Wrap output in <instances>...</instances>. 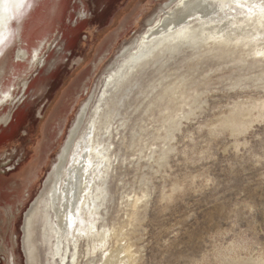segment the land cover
I'll list each match as a JSON object with an SVG mask.
<instances>
[{"label":"rangeland","instance_id":"rangeland-1","mask_svg":"<svg viewBox=\"0 0 264 264\" xmlns=\"http://www.w3.org/2000/svg\"><path fill=\"white\" fill-rule=\"evenodd\" d=\"M172 1L51 0L61 7L48 48L0 110V264H103L120 243L126 264H264V59L247 57L242 41L218 62L187 50L119 86L154 46L144 48L150 28L184 6ZM183 82H198L200 96L165 140L155 102ZM86 106L76 138L99 118L108 194L76 257L70 230L60 258L52 180ZM240 109L252 116L233 132L225 121Z\"/></svg>","mask_w":264,"mask_h":264},{"label":"bare ground","instance_id":"bare-ground-1","mask_svg":"<svg viewBox=\"0 0 264 264\" xmlns=\"http://www.w3.org/2000/svg\"><path fill=\"white\" fill-rule=\"evenodd\" d=\"M26 2L24 11L18 14L15 23L11 25L8 37L5 36L6 27L0 30V110L11 100L14 102V95L19 88L18 79L32 73L39 64V58L48 48L52 32L55 30L53 23L58 16V7H61L59 5L61 2H56L57 5L52 7L51 0H26ZM175 2L177 0L169 4ZM181 3L183 7L166 14V19L157 22L155 28H150L144 48H148L149 44L154 46L141 55L138 66L126 73L124 82L119 86L125 84L136 73L143 72L148 66L160 64V68L164 67L169 55H183L182 53L187 50L196 52L195 56L198 57L205 56L207 52L212 53L218 62L222 54L230 56L234 53L232 50L226 53L227 48H234L242 41V50L247 57L264 59V0H181ZM244 3L248 4L244 5ZM256 12L258 16H254ZM3 40L5 41L1 45ZM127 64L129 65V62ZM117 76V72L110 76L107 88L114 81H118ZM199 96L198 82H192L189 86L183 82L178 87L172 85L164 87L155 102V109L160 115L163 127L166 128L165 140L170 138L169 129L174 124L175 118L184 114L185 107H190V102H195ZM175 100L180 101L176 107L173 106ZM260 105L262 109L260 118H264V101H261ZM86 109L87 106L83 109L70 140L62 151L60 164L52 180L53 187L56 186L55 191L51 193L52 207L59 223L55 231L57 237L55 254L60 258H64L63 239L70 230L73 232L76 250L73 258L76 257L80 239L90 238V224L93 218L98 217V211L102 206L99 202L105 200L108 194L104 178L111 158V145H106V140L98 134L101 130L99 118L93 121L81 141L76 138L82 127ZM112 113L106 118H111ZM246 116H252V112L233 110L231 118L225 119V125L235 128L233 132H238L245 125L243 120L238 119ZM95 130L97 135L93 134ZM107 133L110 134L109 129ZM96 137L99 138L98 141L103 138L99 145L95 142ZM100 179L101 186L98 185ZM62 180L65 181L63 192L58 190ZM138 204L139 201L133 206L134 214ZM116 231L119 234L123 232L120 229ZM101 235L102 241L106 243L109 233L103 231ZM129 257L130 252L120 243L105 255L102 262L126 264V259Z\"/></svg>","mask_w":264,"mask_h":264},{"label":"snow or ice","instance_id":"snow-or-ice-1","mask_svg":"<svg viewBox=\"0 0 264 264\" xmlns=\"http://www.w3.org/2000/svg\"><path fill=\"white\" fill-rule=\"evenodd\" d=\"M26 6V0H0V30L7 26L13 13L19 14Z\"/></svg>","mask_w":264,"mask_h":264},{"label":"water","instance_id":"water-1","mask_svg":"<svg viewBox=\"0 0 264 264\" xmlns=\"http://www.w3.org/2000/svg\"><path fill=\"white\" fill-rule=\"evenodd\" d=\"M23 11H24V8L21 10L20 14H22ZM17 16H18L17 13H13L12 16L8 19V21H7V26H6V28H5V34H6L5 36H6V37H8V32H9V30H10V28H11V25L15 23ZM17 21H18V19H17ZM6 30H7V31H6ZM6 32H7V33H6ZM12 37H13V35H12ZM4 39H5V38H4ZM11 39H12V38H11ZM7 40H8V38H7ZM4 41H5V40L2 41L1 45L4 43ZM10 41H11V40H10ZM5 43L8 44V42H5ZM6 44H4V45H6Z\"/></svg>","mask_w":264,"mask_h":264}]
</instances>
